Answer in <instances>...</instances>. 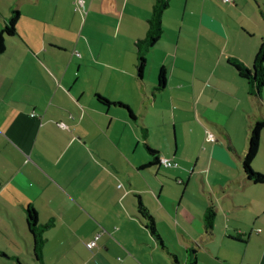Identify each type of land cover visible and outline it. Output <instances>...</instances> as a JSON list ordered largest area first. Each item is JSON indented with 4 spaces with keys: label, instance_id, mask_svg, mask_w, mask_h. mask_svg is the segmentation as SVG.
<instances>
[{
    "label": "crops",
    "instance_id": "obj_1",
    "mask_svg": "<svg viewBox=\"0 0 264 264\" xmlns=\"http://www.w3.org/2000/svg\"><path fill=\"white\" fill-rule=\"evenodd\" d=\"M155 3L0 0V31L19 13L0 56V264H264V184L243 169L264 89L260 105L231 65L252 67L264 0H170L140 74ZM28 208L51 224L41 259Z\"/></svg>",
    "mask_w": 264,
    "mask_h": 264
},
{
    "label": "trees",
    "instance_id": "obj_2",
    "mask_svg": "<svg viewBox=\"0 0 264 264\" xmlns=\"http://www.w3.org/2000/svg\"><path fill=\"white\" fill-rule=\"evenodd\" d=\"M170 7V0H156L152 15L148 21L149 23V31L147 37L137 43L138 56H139V64L138 70L140 74L143 73V69L145 66V53L153 48L160 40L164 33L162 18L166 10ZM19 13L16 11L14 16L11 18L10 22L7 24L4 30L0 31V56L4 54L5 47V39L4 35L14 36L16 34V25L18 22ZM231 65L235 68L241 78L247 81L249 86L250 95L257 99L259 104L262 103V91L264 89V42L260 46L253 65L251 68L246 67L242 63L238 61L231 62ZM166 84V73L164 69H161L159 74V84L157 89L162 90ZM100 100L111 104L109 101L99 97ZM119 106L125 107L123 104L118 103ZM264 134V118L256 121L252 124L249 134V145L246 155L243 159V169L245 176L248 180L252 181L255 184H264V175L259 174L254 171L252 168V163L258 155L262 136ZM150 153L155 157V161H158L157 153L149 150ZM140 212L142 215L148 218L150 221V227L154 234H157L155 223L153 218L148 214L146 209L140 205ZM28 213V226L30 232L35 238V252L36 255L41 259L42 249L45 244V239L42 237V232L48 229L51 224L40 227L38 225V216L37 212L33 208L27 209ZM214 217L215 213L213 209H210L205 216V224L206 229L210 231L214 225ZM18 264H23L18 261Z\"/></svg>",
    "mask_w": 264,
    "mask_h": 264
},
{
    "label": "built area",
    "instance_id": "obj_3",
    "mask_svg": "<svg viewBox=\"0 0 264 264\" xmlns=\"http://www.w3.org/2000/svg\"><path fill=\"white\" fill-rule=\"evenodd\" d=\"M222 2L224 4H231L233 2V0H222ZM79 4H83L82 1H79ZM36 115L35 114H32V117H35ZM60 127L64 128V129H68L67 125L64 124V123H60ZM208 141L209 142H215V138L212 134H208ZM161 165L166 167V168H177L179 165L178 163L174 162L172 159H169V158H165V157H162L161 158ZM99 239V236L95 237L94 240L90 241L88 244H87V247L89 249H94L96 246H97V241Z\"/></svg>",
    "mask_w": 264,
    "mask_h": 264
},
{
    "label": "rangeland",
    "instance_id": "obj_4",
    "mask_svg": "<svg viewBox=\"0 0 264 264\" xmlns=\"http://www.w3.org/2000/svg\"><path fill=\"white\" fill-rule=\"evenodd\" d=\"M81 11V10H80ZM82 13H83V11H81ZM86 12V11H85ZM210 134H212L213 136H214V138H215V141H216V137H215V133L213 134V133H210ZM217 136V135H216Z\"/></svg>",
    "mask_w": 264,
    "mask_h": 264
}]
</instances>
